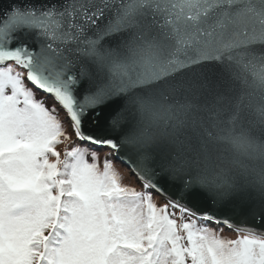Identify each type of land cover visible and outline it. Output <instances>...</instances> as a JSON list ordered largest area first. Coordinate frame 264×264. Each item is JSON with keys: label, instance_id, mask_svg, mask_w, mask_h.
Listing matches in <instances>:
<instances>
[{"label": "snow or ice", "instance_id": "snow-or-ice-1", "mask_svg": "<svg viewBox=\"0 0 264 264\" xmlns=\"http://www.w3.org/2000/svg\"><path fill=\"white\" fill-rule=\"evenodd\" d=\"M250 88L264 90V0H8L0 264H264V182L209 156L264 135Z\"/></svg>", "mask_w": 264, "mask_h": 264}, {"label": "water", "instance_id": "water-1", "mask_svg": "<svg viewBox=\"0 0 264 264\" xmlns=\"http://www.w3.org/2000/svg\"><path fill=\"white\" fill-rule=\"evenodd\" d=\"M7 3L8 0H3L0 8L6 7ZM248 91L253 104L264 95V90L260 88H250ZM214 132L217 137L227 136V133L222 131L214 130ZM209 156L212 163L226 169L230 176L243 180L252 187H259L264 182V135H261L258 129L243 136L240 132H236L228 139L213 141ZM219 226L235 231L227 226Z\"/></svg>", "mask_w": 264, "mask_h": 264}, {"label": "trees", "instance_id": "trees-1", "mask_svg": "<svg viewBox=\"0 0 264 264\" xmlns=\"http://www.w3.org/2000/svg\"><path fill=\"white\" fill-rule=\"evenodd\" d=\"M38 95H39V94H38ZM46 103H47L49 106H51V103H52L51 99H47V100H46ZM61 117L63 118V114H61ZM69 131H70V130H69ZM72 137L74 138L73 141H75L76 144H79V143H80L79 141H76V138H75L74 135H73ZM73 146H74V145H73L72 143H67V142H65V143H60V144H58V145L56 146V150H57L58 152H60V154H61V155H60V159H61V160L65 159L64 153H65L67 150H70L71 147H73ZM106 154H108V150H107V149H105V150H104V153H103L102 155H100L101 160L103 159V157H104ZM49 159L52 160V161H55L56 158L50 156ZM89 160H90V157H89ZM117 167L119 168V170H120V169H123V170H122V174H123V180H122V183H123V184L128 185V186H133V187H137V188H139V184H138L137 180L135 179V177H134L133 175H130V174L128 173V168H126L125 166H123L122 164H119V163L117 164ZM154 198H155V202H156L158 205H162L163 203H165V200L162 199L160 196H155ZM199 223H200V224H203L202 221L199 222ZM210 227H212V228H214V229H216V230H218V231L222 228L223 230L221 231V233H224V235H222V234H221V235H222V236H225V237L230 236V235H233L234 237H233L232 239L237 238V236L239 235V233H237L236 231L226 230V229H224L223 227H220V226L215 225V224L210 225Z\"/></svg>", "mask_w": 264, "mask_h": 264}, {"label": "rangeland", "instance_id": "rangeland-1", "mask_svg": "<svg viewBox=\"0 0 264 264\" xmlns=\"http://www.w3.org/2000/svg\"><path fill=\"white\" fill-rule=\"evenodd\" d=\"M72 140H74L73 137H72ZM67 143H70V142H67ZM103 153H104V150L100 151V155H102ZM122 170H123V169H120V172H121V173H122ZM128 173H129L130 175H132V174L130 173L129 170H128ZM220 234L224 235V233H221V232H220ZM227 237L233 238L234 236H233V235H230V236H227Z\"/></svg>", "mask_w": 264, "mask_h": 264}]
</instances>
